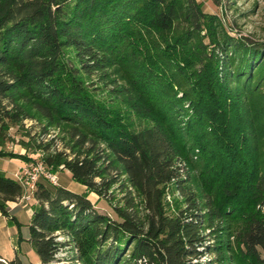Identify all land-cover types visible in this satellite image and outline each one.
Instances as JSON below:
<instances>
[{
	"label": "trees",
	"instance_id": "16d2710c",
	"mask_svg": "<svg viewBox=\"0 0 264 264\" xmlns=\"http://www.w3.org/2000/svg\"><path fill=\"white\" fill-rule=\"evenodd\" d=\"M104 88L148 125L133 128ZM25 119L59 131L63 149L40 144L41 160L86 187L39 181L41 264L65 248L63 264H264V41L198 0H0L1 146ZM23 193L0 172V211L18 228L8 203Z\"/></svg>",
	"mask_w": 264,
	"mask_h": 264
},
{
	"label": "rangeland",
	"instance_id": "374dc122",
	"mask_svg": "<svg viewBox=\"0 0 264 264\" xmlns=\"http://www.w3.org/2000/svg\"><path fill=\"white\" fill-rule=\"evenodd\" d=\"M198 1L202 4L206 12L219 15L228 30L235 36H245L252 40L264 41V0ZM97 94L98 97L106 103H111L112 106L119 107L118 109L122 114H124L127 122L133 128L141 129L148 125L147 119H142L131 109L120 102L112 104L111 96L109 95L108 90L105 88L97 90ZM8 134L10 139L4 146L0 145V151L2 150L4 152L28 154L38 159L36 162L44 163V161L41 160L44 155V151L39 148L40 144L48 143L49 140L55 138L56 147L63 149V140L59 137L61 136L59 131L50 130L49 134H45L41 124H39L38 121L34 119H25L22 124L12 126ZM4 157L7 158L4 159L2 156L0 157V172L5 171V167L7 166L3 163L4 160H9V158H12L11 156ZM36 162L34 161L26 163V165ZM21 169L22 168H20V170ZM184 169L187 172L189 168L184 166ZM56 173L59 177L58 186L66 187L77 193H84L86 191V187L84 185L73 179L69 170L60 167V170H58ZM25 193L26 191L23 194ZM89 195H91L93 202L96 204V207L100 212L116 217L112 208V204L109 201L100 199L91 193H89ZM120 197L121 195L118 196V198ZM182 201L183 197L179 191L176 189L167 190L165 202L168 204L169 208L175 209L178 203ZM21 202L27 203L25 200L20 201L19 203ZM15 233H17V235L16 237H13L12 235H15ZM29 237L30 228L28 222L25 219H23V224L21 227L13 229V231L7 227L0 229V254L10 260L14 259L16 255H19L22 258L24 264H34V261H36L39 256L30 243ZM59 238L65 240L64 235H60ZM262 255L264 257V252ZM57 256L58 261L55 263H68L69 259L72 257V253L70 252V249L65 248L64 250L60 251ZM207 261L208 257L203 258V262Z\"/></svg>",
	"mask_w": 264,
	"mask_h": 264
},
{
	"label": "crops",
	"instance_id": "0c3cea01",
	"mask_svg": "<svg viewBox=\"0 0 264 264\" xmlns=\"http://www.w3.org/2000/svg\"><path fill=\"white\" fill-rule=\"evenodd\" d=\"M3 158L6 159L7 157H3ZM3 163L6 164L7 166L5 167V171H2V172L5 173L7 176H10L13 178H16L17 171L26 165V162L22 161L21 159H17V158H9V160H4ZM25 191L26 190L24 189V192ZM91 194H94L99 198V196L96 193L92 192ZM89 197L92 200L91 195H89ZM8 204H9L11 215L15 216L18 219V221L21 223V225L23 224V219H25L28 222V224H30L31 218L34 212V208L38 205L35 198L27 203L26 202L19 203V201H13V202H9ZM6 227L11 229L12 231L13 229L18 228L17 225L14 222H12L10 217L4 216L2 212L0 211V229H4ZM16 235L17 233H15V235L13 234L12 236L16 237ZM0 256H2L3 259L6 261L10 260L1 254ZM17 256L19 255H16V257ZM34 264H41V262L39 261V258L36 261H34Z\"/></svg>",
	"mask_w": 264,
	"mask_h": 264
},
{
	"label": "built area",
	"instance_id": "2783aa9c",
	"mask_svg": "<svg viewBox=\"0 0 264 264\" xmlns=\"http://www.w3.org/2000/svg\"><path fill=\"white\" fill-rule=\"evenodd\" d=\"M16 178L22 184L26 193L19 198L20 201H31L41 179L45 178L53 184L59 183L57 173L52 172L43 162L27 164L16 173ZM4 260V259H3ZM7 262L6 260H4Z\"/></svg>",
	"mask_w": 264,
	"mask_h": 264
},
{
	"label": "water",
	"instance_id": "95a60500",
	"mask_svg": "<svg viewBox=\"0 0 264 264\" xmlns=\"http://www.w3.org/2000/svg\"><path fill=\"white\" fill-rule=\"evenodd\" d=\"M2 261H4L3 259H1Z\"/></svg>",
	"mask_w": 264,
	"mask_h": 264
}]
</instances>
